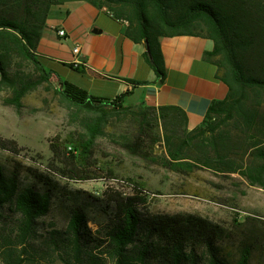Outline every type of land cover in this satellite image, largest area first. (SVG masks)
Masks as SVG:
<instances>
[{
    "label": "trees",
    "instance_id": "16d2710c",
    "mask_svg": "<svg viewBox=\"0 0 264 264\" xmlns=\"http://www.w3.org/2000/svg\"><path fill=\"white\" fill-rule=\"evenodd\" d=\"M84 1L127 22L125 34L135 43L146 47L149 41L151 51L146 47L143 55L160 82L166 77L162 36L211 39L214 48L206 56L228 85L227 97L213 101L203 123L189 129L188 115L179 106H130L124 95L103 100L69 84L55 87L36 48L57 0H0V91L9 94L7 103L19 108L31 92L49 87L72 110L71 118L85 116L80 122L83 141L75 146L85 161L96 140L127 119L134 128L130 148L135 153L163 142V163L172 171L205 169L227 178L237 174L264 189V0ZM82 175L76 174L90 177ZM35 178L40 189L22 184L18 171L7 173L0 164V224L9 219L15 237L30 243L22 250L28 264L49 252L65 264H253L255 254L264 258L262 229L232 230L196 213L153 212L143 191L125 194L115 188L106 190L103 198L82 190L68 193L67 224L42 234L41 244L31 247L40 219L59 197V183L39 171ZM7 209L18 215L15 221L5 215ZM92 211L102 217L95 223L98 228L91 226ZM3 254L9 264L24 261L20 254L13 256L12 247Z\"/></svg>",
    "mask_w": 264,
    "mask_h": 264
},
{
    "label": "rangeland",
    "instance_id": "374dc122",
    "mask_svg": "<svg viewBox=\"0 0 264 264\" xmlns=\"http://www.w3.org/2000/svg\"><path fill=\"white\" fill-rule=\"evenodd\" d=\"M8 97L6 91H0V164L7 173L18 171L22 184L40 189L35 171L59 183V197L53 202L50 213L40 219L31 247L41 244L42 234L67 224L69 210L65 200L73 190L99 198L110 188L125 194L143 191L147 195V206L153 212L196 213L232 230H264V189L249 185L239 175L227 178L205 169L192 173L172 171L163 163L166 155L163 142L149 145L144 153L137 154L130 148L134 128L128 125L127 119L120 120L100 136L85 161L84 155L80 156L75 150L85 134L80 125L83 114L79 119L71 118L72 110L46 85L31 92L19 108L9 105ZM154 128L158 141V128ZM76 174L90 177L80 179ZM5 215L10 216L11 221L18 218L8 209ZM90 216L91 226L98 228L95 223L102 219L101 215L92 211ZM8 221L6 225L0 224V264H9L8 255L3 253L11 247L13 256L20 254L24 259L20 264H28L22 250L30 243L20 242L15 237L16 227ZM10 237L17 243L11 244ZM35 264L65 263L49 252ZM253 264H264L260 253L255 254Z\"/></svg>",
    "mask_w": 264,
    "mask_h": 264
},
{
    "label": "crops",
    "instance_id": "0c3cea01",
    "mask_svg": "<svg viewBox=\"0 0 264 264\" xmlns=\"http://www.w3.org/2000/svg\"><path fill=\"white\" fill-rule=\"evenodd\" d=\"M126 26L88 1L57 0L41 32L37 58L57 87L69 84L103 100L124 95L130 106H179L188 115L189 129L200 126L212 102L229 93L217 65L206 56L214 42L200 35L162 36L166 77L160 82L143 55L147 43H135L125 34ZM76 45L80 56L73 51Z\"/></svg>",
    "mask_w": 264,
    "mask_h": 264
},
{
    "label": "built area",
    "instance_id": "2783aa9c",
    "mask_svg": "<svg viewBox=\"0 0 264 264\" xmlns=\"http://www.w3.org/2000/svg\"><path fill=\"white\" fill-rule=\"evenodd\" d=\"M107 10V9H106ZM111 15H113V13L110 10H107ZM59 34L64 36L66 34L65 30H59ZM74 53L77 54L78 56H80L81 54V47L79 45H76L74 47Z\"/></svg>",
    "mask_w": 264,
    "mask_h": 264
},
{
    "label": "water",
    "instance_id": "95a60500",
    "mask_svg": "<svg viewBox=\"0 0 264 264\" xmlns=\"http://www.w3.org/2000/svg\"><path fill=\"white\" fill-rule=\"evenodd\" d=\"M146 43H147V49H148V51L150 52L151 49H150L149 41L147 40Z\"/></svg>",
    "mask_w": 264,
    "mask_h": 264
}]
</instances>
